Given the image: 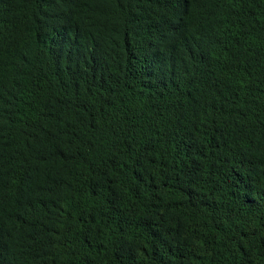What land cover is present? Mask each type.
<instances>
[{
	"label": "trees",
	"instance_id": "obj_1",
	"mask_svg": "<svg viewBox=\"0 0 264 264\" xmlns=\"http://www.w3.org/2000/svg\"><path fill=\"white\" fill-rule=\"evenodd\" d=\"M0 264H264V0H0Z\"/></svg>",
	"mask_w": 264,
	"mask_h": 264
}]
</instances>
